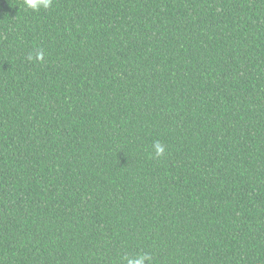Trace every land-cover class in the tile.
Here are the masks:
<instances>
[{"label": "trees", "instance_id": "trees-1", "mask_svg": "<svg viewBox=\"0 0 264 264\" xmlns=\"http://www.w3.org/2000/svg\"><path fill=\"white\" fill-rule=\"evenodd\" d=\"M138 253L264 264V0H0V264Z\"/></svg>", "mask_w": 264, "mask_h": 264}, {"label": "clouds", "instance_id": "clouds-1", "mask_svg": "<svg viewBox=\"0 0 264 264\" xmlns=\"http://www.w3.org/2000/svg\"><path fill=\"white\" fill-rule=\"evenodd\" d=\"M54 0H23V6L32 11H39L40 9H50L53 6ZM28 60H43V51H37L35 57L29 54ZM156 157H162L165 154V146L159 141L153 144ZM127 264H152V256L149 253H138L136 256L125 257Z\"/></svg>", "mask_w": 264, "mask_h": 264}]
</instances>
